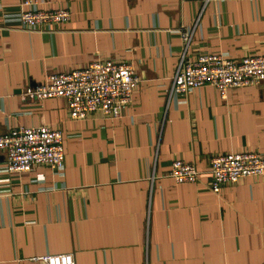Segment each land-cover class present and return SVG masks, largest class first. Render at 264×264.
Masks as SVG:
<instances>
[{
	"label": "crops",
	"instance_id": "0c3cea01",
	"mask_svg": "<svg viewBox=\"0 0 264 264\" xmlns=\"http://www.w3.org/2000/svg\"><path fill=\"white\" fill-rule=\"evenodd\" d=\"M22 0H0V133L46 124L63 136L64 163L9 171L0 151V264H264V174L209 186L211 157L264 155V81L168 96L181 52L239 60L264 54V0H35L70 10L47 29L21 26ZM27 6H24L26 8ZM130 62L139 81L120 116L76 119L63 97L22 91L95 59ZM192 161L195 181L175 182L171 161Z\"/></svg>",
	"mask_w": 264,
	"mask_h": 264
},
{
	"label": "built area",
	"instance_id": "2783aa9c",
	"mask_svg": "<svg viewBox=\"0 0 264 264\" xmlns=\"http://www.w3.org/2000/svg\"><path fill=\"white\" fill-rule=\"evenodd\" d=\"M35 0L20 2L21 26L43 30L70 18L65 7L31 8ZM24 6H27L24 8ZM181 52L171 76L168 96L185 93L189 88L214 86L224 98L229 89L256 85L264 81V54H246L239 60L217 52H199L195 58L187 55L194 34L193 27H179ZM139 81L130 62L95 59L86 65L66 71L51 72L46 81L23 89L30 99L60 96L65 98L69 115L82 119L91 112L118 117L132 100ZM0 151L4 152L9 171H26L38 164L58 169L64 163L63 136L59 129L46 124L19 125L0 133ZM199 170L192 161L174 158L169 174L175 182H193ZM209 186L213 192L224 182L234 183L248 175L264 174V155L256 150H239L215 154L209 165ZM35 259L44 264H75L70 252L45 253Z\"/></svg>",
	"mask_w": 264,
	"mask_h": 264
}]
</instances>
